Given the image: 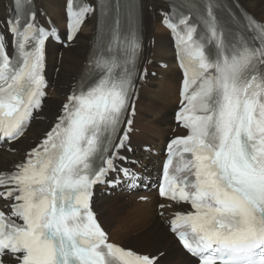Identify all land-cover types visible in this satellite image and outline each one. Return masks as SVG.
Masks as SVG:
<instances>
[{
    "label": "snow or ice",
    "instance_id": "snow-or-ice-1",
    "mask_svg": "<svg viewBox=\"0 0 264 264\" xmlns=\"http://www.w3.org/2000/svg\"><path fill=\"white\" fill-rule=\"evenodd\" d=\"M24 6L18 0L7 35L0 32V143L23 135L45 96V45L55 33L34 11L22 17ZM69 7L72 40L96 9L73 0ZM213 10L208 0L206 35L188 16L169 19L184 74L177 121L189 134L170 141L159 191L193 209L171 226L198 264H264V22L250 19V37L226 42ZM139 50L138 33L122 39L117 17L91 62L95 77L69 95L26 160L0 173V200L11 201L0 207V264H159L108 242L90 207L93 186L116 170L130 137Z\"/></svg>",
    "mask_w": 264,
    "mask_h": 264
},
{
    "label": "bare ground",
    "instance_id": "bare-ground-1",
    "mask_svg": "<svg viewBox=\"0 0 264 264\" xmlns=\"http://www.w3.org/2000/svg\"><path fill=\"white\" fill-rule=\"evenodd\" d=\"M241 1L256 16L264 18V0ZM35 3L46 15L51 17L59 28L65 30V0H35ZM163 5L165 6V3L160 0H141L140 7L145 35L142 55L143 66L158 70V75L152 77L146 74L145 80L138 78L141 89L136 102L137 115L134 122L136 128L141 130V134H135V131L131 134L130 143L135 147V150L129 153L130 158L132 160L138 159V162L136 164L129 162L128 165L143 173L147 179L153 175L155 171L153 164L161 160L159 156L162 148L169 138L168 135L173 132L174 123L171 110L179 100L181 80V73L174 60L175 53L172 39L165 27L160 25L161 17L159 19L157 13ZM11 7L12 0H0V16L8 14ZM42 18L45 21L43 15ZM96 18L97 15L94 13L93 16L84 21L73 43L68 47L54 42L52 38L48 40L47 58L49 62L53 59L54 63L58 67L60 66V72L54 77L53 73L48 70L50 80L49 97L45 98V105L38 113L40 117L35 118L28 130L12 145L13 150H8L5 146L0 147V169L15 168L16 164L24 160L21 150H28L35 146L44 133L53 126L54 115H59V110L56 107L66 100V94L71 89V83L87 60V54L93 44L92 33L84 35H81V33L87 27H95ZM157 20L160 31L154 33L153 26H155ZM151 36L155 37L154 43L149 41ZM58 52L61 53L60 59L57 58ZM150 61H152L151 64H149ZM161 64H166V67L161 66ZM169 92L176 94V101L168 97L171 95H168ZM147 132L152 133V136H149L150 138L146 136L148 135ZM147 143H152L153 149L145 152L141 147ZM159 167L160 165L156 169H159ZM148 182H150L149 179ZM152 184L146 192L136 190L131 193L132 198L127 204L121 202L122 195L129 193V191L122 189V185L112 189L111 194L104 192L105 186L100 187L92 205L97 212V218L108 233L109 230H112L114 234H126V243L135 246L144 254L151 252L153 255H158L161 250H164L166 253L160 257L161 263H190L193 259L189 258L183 251L164 222L167 219L166 214L170 216L180 211L182 206L179 203L159 199L157 190L152 187ZM158 203L165 205L164 208H161V211H164L163 216L158 213L160 212L157 209ZM135 212L144 213L145 216L147 215V219L139 220L136 225L132 224L139 216L143 215L139 213L140 215L137 217L130 218L131 222L127 225L128 230L123 231L126 227L123 228V218L125 219V216ZM140 232L141 234L137 236ZM109 240L115 241L112 239L111 233H109ZM116 243L119 244L118 241ZM181 260H184V262H181Z\"/></svg>",
    "mask_w": 264,
    "mask_h": 264
},
{
    "label": "rangeland",
    "instance_id": "rangeland-1",
    "mask_svg": "<svg viewBox=\"0 0 264 264\" xmlns=\"http://www.w3.org/2000/svg\"><path fill=\"white\" fill-rule=\"evenodd\" d=\"M241 1V0H240ZM241 3H242V1H241ZM243 4V3H242ZM167 10L166 8H165V6L163 5L162 7H160V9L159 10ZM150 10H151V8H150ZM159 10L157 11V13H158V15H159ZM159 17V19H160V15L158 16ZM258 17V16H257ZM260 19H262V20H264V18H261V17H259ZM160 25H161V22H160ZM160 25H159V22H158V20H157V22H156V24H155V26H153V32L155 33V32H158V31H160ZM93 29H94V27H87L84 31H83V33H81V35H84V34H91L92 33V35H93ZM154 36H151V39L149 40L150 42H152V43H154ZM59 56V53H57V57ZM61 58V57H60ZM59 58V59H60ZM152 63V61H150L149 62V64H151ZM60 67V66H59ZM59 67L54 63V60L52 59L51 61H50V66H49V70L53 73V76L54 77H56L57 75H58V73L60 72V69H59ZM55 68H57L56 70H55ZM154 72V73H153ZM147 74L149 75V76H152V77H157V75H158V70H156V69H150V68H147ZM75 80H76V78H75ZM72 84V83H71ZM69 92V91H68ZM67 92V93H68ZM171 94V95H170ZM168 95H170V96H168L170 99L171 98H173L175 101H176V94L175 93H168ZM60 105L61 104H59L56 108H57V110H59V107H60ZM53 106V105H52ZM173 108V109H172ZM171 109V115L173 114V111H174V109L176 108V106L174 105L173 107H172ZM57 113V112H56ZM56 115V114H55ZM55 115H54V117H55ZM141 132V130L139 129V128H136L135 129V134H141L140 133ZM173 133V132H172ZM172 133H170V134H172ZM147 134L148 135H146L147 137H149V136H152V133L150 134V133H148L147 132ZM169 134V135H170ZM168 135V136H169ZM150 138V137H149ZM140 146V145H139ZM143 146H148L149 148L148 149H145V150H150V149H153V145H152V143H147L146 145H143ZM137 147V146H136ZM142 148V147H141ZM23 153H22V156H23V154L25 153V151L26 150H21ZM159 166V160L158 161H156L154 164H153V166H154V168H156V167H158ZM10 168H12V167H10ZM9 168V169H10ZM6 169V168H5ZM5 169H3L2 168V170H5ZM9 169H6V170H8V171H10ZM1 170V169H0ZM136 190H138V191H140V190H142V188L141 187H137L136 188ZM135 190V191H136ZM134 191V192H135ZM132 194H124V195H122L123 196V198H121V202H126V204L127 203H129L130 202V198H132V196H131ZM160 205H162L161 203H158L157 204V207L158 206H160ZM159 211H160V213H162V212H164V211H161V209H160V207L159 208H157ZM156 210L154 209V212H155ZM143 214L142 216H139L138 218H137V220H135V222H133L132 224H134V225H136V224H138L137 222L139 221V220H141V219H147V215L145 216L144 215V213H141V212H135L134 214L132 213V214H130L129 216L127 215V216H125V219L123 218V231L124 230H128V227H127V225L131 222V219H133L134 217H137L138 215H140V214ZM159 213V212H158ZM160 215V214H159ZM164 214H161L160 216H163ZM128 220H127V219ZM131 218V219H130ZM126 220V221H125ZM126 222V223H125ZM128 222V223H127ZM165 222V221H164ZM131 224V225H132ZM109 233H111V236H112V239L113 240H115L116 242L118 241L120 244H122V245H124V246H126V247H129V248H132V249H135V250H137V251H139V252H141L140 250H138L135 246H133V245H130L129 243H126L127 242V237H126V234H124V233H117V234H114L113 232H112V230L110 231L109 230ZM141 234V232L137 235V236H139ZM118 235H120V236H118ZM124 235V236H123ZM147 253H150V254H152L151 252H147ZM165 251L164 250H161V253L159 254V256H164L165 255ZM160 262H162V260H159ZM175 262H180V261H175Z\"/></svg>",
    "mask_w": 264,
    "mask_h": 264
}]
</instances>
